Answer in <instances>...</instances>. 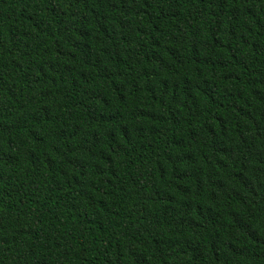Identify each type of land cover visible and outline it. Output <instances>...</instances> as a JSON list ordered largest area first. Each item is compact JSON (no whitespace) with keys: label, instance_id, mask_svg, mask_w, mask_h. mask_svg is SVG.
<instances>
[{"label":"trees","instance_id":"trees-1","mask_svg":"<svg viewBox=\"0 0 264 264\" xmlns=\"http://www.w3.org/2000/svg\"><path fill=\"white\" fill-rule=\"evenodd\" d=\"M0 264H264V0H0Z\"/></svg>","mask_w":264,"mask_h":264}]
</instances>
